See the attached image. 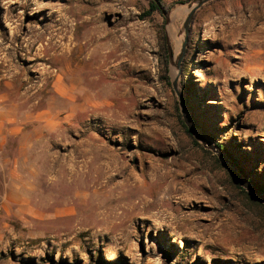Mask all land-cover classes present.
I'll return each instance as SVG.
<instances>
[{
	"label": "rangeland",
	"instance_id": "1",
	"mask_svg": "<svg viewBox=\"0 0 264 264\" xmlns=\"http://www.w3.org/2000/svg\"><path fill=\"white\" fill-rule=\"evenodd\" d=\"M161 1L167 19L148 0H0V264H264V204L215 147L264 188V0H211L186 33L192 0ZM97 23L116 36L112 73L84 76L85 101L51 103L44 139L47 107L29 109L13 73L40 75L49 40L53 69L76 66ZM174 76L213 149L179 123ZM33 144L48 156L23 157Z\"/></svg>",
	"mask_w": 264,
	"mask_h": 264
},
{
	"label": "bare ground",
	"instance_id": "2",
	"mask_svg": "<svg viewBox=\"0 0 264 264\" xmlns=\"http://www.w3.org/2000/svg\"><path fill=\"white\" fill-rule=\"evenodd\" d=\"M100 6H102V5H100ZM96 18H97V16H96ZM93 20H95V19H93ZM42 37H43V33L36 34L35 35V40L41 41ZM115 38H116L115 34L113 35L111 33V31L110 32L105 31L102 28V26L98 25V23H97L95 26H93L91 28V30H90V32L88 34V39L85 40L83 43H80L78 45L79 53H81V54L84 53L83 51H84V47L86 45L87 46L89 45L91 47V49H90L87 57L85 55H83L82 58L80 57L81 59H80L79 62H77L76 66L72 67L69 62H64L63 66L61 65L59 68L53 69L52 66L56 67V66H59L61 64V62H59L58 58L63 56V52H60V53L54 52L53 54H48V52L51 49H53L52 45L54 44L53 43L51 45L50 44V40H49L48 44H44L43 45V48L41 50V53H42L41 56H38L36 58V60H42V61L46 60L47 63L50 64V65L48 64V66L44 67L43 72H41L40 75H34L33 74L32 77H29L27 79V78H24L22 76V72L19 71V70H17V72L13 73L14 78L17 77V82L19 81L18 83H19L20 86H21V84L23 82H26V85L28 84L26 86L27 88L25 89V92L22 93L21 96L20 95L19 96H20V98L21 97L23 98V102L24 103H28L29 104V109L34 111L36 109H42L43 110L44 107H47V109H45L42 112H40L39 116H38V117H44V122H43L42 126H40L41 130H43V132H44V134L42 133L44 139L47 138V134H48V131H47L48 130V121L47 120H49V118H50V116H49V110H50L49 107H50L51 103L55 102L58 99L67 100V101H70V102L85 101V96H83L81 94V92L86 91V89L84 88V86H85L84 85V76H86L88 74H91V75L92 74H96L97 75V77H96L97 80H100L101 78L105 79V78H109L110 77V74L112 73V71H111V69L109 70V67H108L109 63H110V60H109L110 58L109 57H110V55H113L112 53L114 52L115 47L113 46V44H111V46H112L111 47L108 42L110 40H115ZM101 42H103L102 43L103 45L105 43V45H107L108 47L110 46L111 49L109 51L105 52L104 54H102L101 55L102 58H103L102 61L97 63V58L100 56V52H98V51H99V49L102 46ZM30 45H31L30 43L29 44L27 43L25 46L22 47V50L24 52H26V53H29V51L31 50V47H32ZM46 55H47V57H46ZM41 76H42V78H41ZM52 77H54L55 81H56L55 90L52 89V86H50V88L48 89V86H49L48 85L49 84L48 83V78L50 79ZM38 81H42V84L40 86H37V88L32 91L33 87L35 86V84ZM102 89H104V88H102ZM100 97H102V96L98 95L97 98H100ZM101 100L104 101L105 98L102 97ZM34 122H37V121L34 120ZM42 135H41V138H42ZM47 139H49V138H47ZM44 141H46V140H44ZM34 145L35 144L31 145L28 148V152L27 151L22 152V155H24L23 157H25V155H28L27 156V160H31L34 156H48L46 150H42L41 149L39 151L32 152ZM24 159H26V158H24ZM127 177L128 178H125L123 180L125 182V183L123 182L124 185H129L128 184V180H129V178H132L133 175L130 173V174L127 175ZM134 180H136V179L134 178ZM135 182H134V185L136 186ZM150 192H154L155 193V191H150ZM150 203H149V205H150ZM145 208H147V207H143L142 209H145ZM99 215H100V213H99ZM101 216H103V214ZM123 216L124 215H122V217ZM106 217H107V215H106ZM121 218L120 217H116V216L115 217L111 216V220L112 221H110V222H112V226H114V224L118 223V221L116 222L117 219H119V221L121 222ZM105 220H106L105 217H101V218L98 217V219L96 221L97 222H104ZM107 222H109V221H107ZM105 223H106V221H105ZM219 228H220L219 232L223 233L224 232V225L223 224H219ZM128 229H129V227H128ZM109 231L111 232L112 228L109 229ZM112 236H113V239H115V240L118 239L116 234L113 233Z\"/></svg>",
	"mask_w": 264,
	"mask_h": 264
},
{
	"label": "water",
	"instance_id": "3",
	"mask_svg": "<svg viewBox=\"0 0 264 264\" xmlns=\"http://www.w3.org/2000/svg\"><path fill=\"white\" fill-rule=\"evenodd\" d=\"M154 1L159 7L160 3L158 0H152ZM211 0H192L191 3V9L188 12L186 18L184 19V22L182 24V29L184 33L187 32L188 30V25L193 17L194 12L196 9H198L200 6L206 4ZM160 10H162L165 19H167V14L164 12V10L160 7ZM183 46L179 52L178 55L175 56L174 60H172V56L169 55L170 61H171V66L172 69L175 70L177 68V65L180 61V58L183 53ZM172 88L177 96V103H178V109L181 115V118L183 120L184 125L186 126L188 132L190 135L199 141L204 147H209L213 149V145L203 136V134L199 131V129L196 127L194 124L192 117L190 115V112L186 106L183 94L181 90L177 86L176 82V76H174L173 81H172ZM215 147L217 148V157L222 164V166L227 170L229 175L233 178L235 183H237L239 186L245 188L247 192H249L255 199H257L259 202L264 204V193L261 192L259 189H257L253 184H251L246 178H244L240 172H238L236 166L234 163L224 154L223 150L218 148L216 145Z\"/></svg>",
	"mask_w": 264,
	"mask_h": 264
},
{
	"label": "trees",
	"instance_id": "4",
	"mask_svg": "<svg viewBox=\"0 0 264 264\" xmlns=\"http://www.w3.org/2000/svg\"><path fill=\"white\" fill-rule=\"evenodd\" d=\"M158 1H159V3H160V7H161L162 9H164L165 11L170 10V9L174 6V2L165 3V2H163V1H161V0H158ZM148 2H149V5H150V9H149V11L147 12V15H149L150 12H152V11L160 12V7H159L154 1H152V0H148ZM177 117H178V121H179V123L181 124V126L183 127V129L185 130V132H186L188 135H190L189 132H188V130H187V128H186V126L184 125V123H183V121H182V118H181L180 114L177 113ZM193 142H194L195 144H197V142H196L195 140H193ZM223 151H224V150H223ZM227 156L230 158L229 155H227ZM238 170H239V169H238ZM239 171H240V170H239ZM240 172H241V171H240ZM242 175H243V173H242ZM243 177L246 178L245 175H243ZM246 179H247V178H246ZM232 181H234V180H232ZM234 184H235V186H237L238 188H240V189L242 190V187H240L237 183H235V181H234ZM252 184H253L257 189H259L261 192L264 193V188H261V187L255 185L254 183H252ZM247 195H248L249 197H253L252 195H249V194H247Z\"/></svg>",
	"mask_w": 264,
	"mask_h": 264
}]
</instances>
